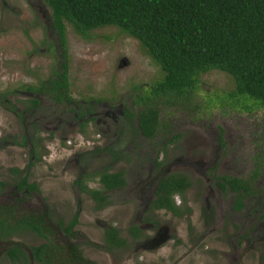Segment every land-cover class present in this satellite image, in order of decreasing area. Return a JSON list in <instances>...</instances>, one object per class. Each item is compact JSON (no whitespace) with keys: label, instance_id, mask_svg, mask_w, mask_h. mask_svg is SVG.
Here are the masks:
<instances>
[{"label":"rangeland","instance_id":"1","mask_svg":"<svg viewBox=\"0 0 264 264\" xmlns=\"http://www.w3.org/2000/svg\"><path fill=\"white\" fill-rule=\"evenodd\" d=\"M63 64L67 84L60 89L52 81ZM160 74L139 41L114 25L81 35L65 22L61 44L44 0H0V205L8 206L7 218L46 211L66 221L76 211L68 240L101 264H264V107H243L249 101L231 95L232 78L210 69L189 99L155 98L160 123L144 137L135 115ZM255 168L252 193L236 209L234 192L220 189L215 177L249 178ZM102 169H120L125 185L105 190L98 202L74 179L84 174L88 187L101 188ZM174 171L190 180L174 196L189 212L146 211L155 221L145 224L147 237L128 240L126 227L141 223L155 181ZM23 174L36 189L17 185ZM107 224L126 238L124 247L105 248ZM53 228L52 238L64 243ZM43 240L25 228L0 238V264H11L8 244L27 249Z\"/></svg>","mask_w":264,"mask_h":264},{"label":"trees","instance_id":"2","mask_svg":"<svg viewBox=\"0 0 264 264\" xmlns=\"http://www.w3.org/2000/svg\"><path fill=\"white\" fill-rule=\"evenodd\" d=\"M49 6L52 25L61 44H64L65 22L85 35L86 31L104 25H114L121 32L136 38L149 57L157 64L161 74L150 83L149 92L140 97L145 101L136 112V123L145 137H153L160 120L156 104L159 96L168 99H189L199 81L200 74L218 69L227 73L233 81L231 95L241 96L249 103L243 107H264V0H44ZM65 65L58 71V79L52 81L55 87H65ZM26 90H35L31 84H23ZM1 96L5 92H0ZM33 104L36 99H31ZM220 137V130L218 128ZM156 164L159 162L156 161ZM258 170H252L249 178L228 174L216 176L215 184L222 190L234 192L233 206L242 205V197L252 193L250 178ZM101 188H91L80 183L98 202L105 200L102 189L123 186L122 171L100 170L96 173ZM22 184L31 186L32 183ZM190 184L189 178L180 171L161 175L155 184L154 195L149 207L165 208L176 215L189 210L174 201V194L182 195ZM76 222L73 214L66 228ZM25 227L40 232L41 216L23 217ZM0 225H2L0 220ZM16 225V224H11ZM136 229V226H132ZM129 230L135 234V230ZM105 243L119 246L125 239L114 227L104 229ZM46 243L30 247L39 253ZM20 250L14 246L8 249L11 256ZM71 251L75 252L73 246ZM84 264L86 261L78 252Z\"/></svg>","mask_w":264,"mask_h":264},{"label":"flooded vegetation","instance_id":"3","mask_svg":"<svg viewBox=\"0 0 264 264\" xmlns=\"http://www.w3.org/2000/svg\"><path fill=\"white\" fill-rule=\"evenodd\" d=\"M36 103H37V99H36ZM156 132H155V134H156ZM148 138H150V137H148ZM117 170H119V169H117ZM113 171H115V170H113ZM163 174H166V173H163ZM163 174H161V175H163ZM22 178H24L25 183H28V184L32 183V185L31 186H26V184H22L21 183V179ZM83 178H84V174L79 175L77 178L74 179V183L78 186V188H80V183H82V184L85 183L83 181ZM156 182H157V180L155 181V184H156ZM214 183H215V181H214ZM155 184H154V187H155ZM17 185L20 188L21 187L22 188H26L27 190H29V189H36L37 188L34 182H27L26 181V174H23L19 178V181L17 182ZM123 186L116 187V188H110V189H119V188H122ZM154 187H153V190H152L151 197H149V199L146 202V205L142 209V214L138 217V221H140L141 223H131V224H129L126 227V235H127L126 237L128 238V240H131L133 242H137V241H140V240H144L147 237V236H142L143 235V232L146 231L145 228H144L145 227V224H147L149 226H152L153 224H155V221H152L151 222L148 217H146V216L143 215V213H145L146 211L151 212V211L160 210V209L162 210L163 209L165 211H169L170 213H172L170 210H167L165 208H161V207L160 208L149 207V201H150V199L154 195ZM80 189H82V188H80ZM110 189H102L101 193L105 195L104 191L105 190H110ZM177 194L180 195V196L183 195V193H182V195L179 194V193H175L174 196L177 195ZM174 196H173V198H174ZM97 205L98 206H101L100 203L97 204ZM242 205H243V199H242ZM9 207H10V205H9ZM7 209H8V206H2V205H0V220H1V223H2V225H0V238L9 236L10 234L17 232L18 230L25 228V229H28V230L33 231L34 233H36L37 235L41 236L44 239L43 241H41V242H39L37 244H30L29 246H27V249H25L24 247L20 246L17 243L8 244L7 247L4 250V253H5V256L8 258V260H9V262L11 264H29L30 262H33V264H84V262L81 261L80 257L76 256L75 252H78L79 255L82 258H85L86 259V261H93L95 264H101V263L97 262L96 260L90 259L89 257H86L85 255H83V253H82V251L80 249V245H79V243L76 240H74V241H69L68 240L71 237H73V235L75 234V228H74V226H75V224L77 223V220H78V218H77L78 216H77V212L76 211H74L72 213V215L73 214H76V222L71 227L66 228L68 222L70 221V219L72 217V215H71V217L69 219H67L65 221L63 218H60L59 216L55 220H53V218H48L46 211H44V212H38V213H30V212H28V213L22 214L19 217H16L13 220H11V219H8L7 218V216L10 215V213L7 212ZM189 210H190V208H189ZM189 210H186L183 213L189 212ZM172 214L175 215V216L182 215V214L176 215L174 213H172ZM28 216H34V217L41 216V221H42V226L43 227H42V230L40 232H38L36 230H33L30 227H25L22 224H20L21 221L23 220V217H28ZM48 219H50V220H48ZM49 221H52V223H49ZM11 224H16V225H11ZM133 225L136 226V229H133V227H132ZM110 226L116 228L112 224H107V225L103 226V241H104L105 248L107 250H110V249H115V248H119V247L120 248L124 247L126 245L127 240H126V238L124 236L120 235V233H119V231H118L117 228H116L117 234L120 237H122V238L125 239V243L123 245H119V246H115V245L114 246H109L107 243H105L104 229L106 227H110ZM53 227L61 230L60 233H62L63 237H65L64 238V241H63L64 243L57 242V241H55L52 238L53 231H54V228ZM129 227L130 228L132 227V229L135 230L136 233L133 234L132 233L133 231L131 232V230H129ZM42 243H46L47 244V247H45V249L44 250H41L39 253H34V251L30 249V247H32V246H38V245H40ZM14 246L18 247L23 252L19 251L17 255L11 256L9 254V252H8V249L9 248H12ZM71 246H73L75 252H72L71 251Z\"/></svg>","mask_w":264,"mask_h":264}]
</instances>
